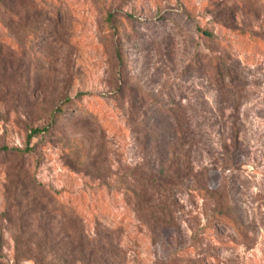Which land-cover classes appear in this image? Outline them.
<instances>
[{"label":"rangeland","instance_id":"1","mask_svg":"<svg viewBox=\"0 0 264 264\" xmlns=\"http://www.w3.org/2000/svg\"><path fill=\"white\" fill-rule=\"evenodd\" d=\"M0 264H264V0L0 4Z\"/></svg>","mask_w":264,"mask_h":264},{"label":"trees","instance_id":"2","mask_svg":"<svg viewBox=\"0 0 264 264\" xmlns=\"http://www.w3.org/2000/svg\"><path fill=\"white\" fill-rule=\"evenodd\" d=\"M6 1L7 0H0V4H2V6H4L5 5V3H6ZM63 113H64V111L63 110H59L58 112H56L54 115H52L50 118L52 119L51 120V123H50V125H52V128H56L57 126H58V124L60 123V121H61V119H62V117H63ZM49 125V126H50ZM48 129H49V127H48ZM34 133L36 134V133H42L41 131H39V130H36V131H34ZM60 210H63V207L61 206V205H59V207H58ZM218 216L220 217V216H222V215H220V214H218Z\"/></svg>","mask_w":264,"mask_h":264}]
</instances>
